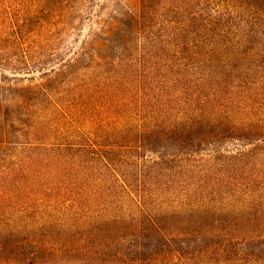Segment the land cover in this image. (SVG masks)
<instances>
[{"label": "trees", "instance_id": "1", "mask_svg": "<svg viewBox=\"0 0 264 264\" xmlns=\"http://www.w3.org/2000/svg\"><path fill=\"white\" fill-rule=\"evenodd\" d=\"M105 1L0 0V264H264V0Z\"/></svg>", "mask_w": 264, "mask_h": 264}, {"label": "rangeland", "instance_id": "2", "mask_svg": "<svg viewBox=\"0 0 264 264\" xmlns=\"http://www.w3.org/2000/svg\"><path fill=\"white\" fill-rule=\"evenodd\" d=\"M132 2L131 3H133V7H136V0H131ZM106 3V7L109 9L108 11H112L113 13L115 12V10L117 9V8H119V6H120V8L122 7V6H124V4H125V2H127V0H119V2L121 3H119V5H117V4H115V3H113V2H111V3H109L108 1H105ZM155 2H156V0L155 1H152V0H148L147 1V5H149V6H155ZM153 6V7H154ZM116 13V12H115ZM90 25H92L90 22H89V20L87 19V23L86 24H84V25H82V33L83 34H86V33H88L89 32V26ZM92 27H94V26H92ZM70 38V37H69ZM70 40L69 39H67V41L63 44V47H65V46H69V45H71L72 44V42L70 43ZM52 51H53V48H46V49H43L42 50V52H43V55L45 56L44 57V59H45V62L44 63H42L41 64V66H39L37 63H34V64H32L31 65V69L30 70H28V69H26L25 70V68L23 67V69H22V66L21 65H19V64H13V65H10V66H8L7 68H6V72H5V74L9 77V78H11V79H13V78H15V75H18V76H16L17 78H19L20 79V77H21V75H27L28 77H30V76H32V75H39V73L40 72H43L44 71V69H46V68H49L50 67V63H49V61H50V55L49 54H51L52 53ZM69 53V52H68ZM7 57H12V53H8L7 54ZM21 67V68H20ZM38 77V76H37ZM23 79H25V78H23ZM25 82H27V81H24V83ZM235 145H236V143L235 142H231V143H229L228 145H227V148H229V147H233V149H235ZM231 148H229V149H231ZM163 193H165V192H163V191H158L157 192V194H163ZM165 194H167V193H165ZM205 225H209V224H211V223H213L212 222V220L210 219V218H207V220H205ZM175 224H177L178 225V227H180V224L178 223V222H175ZM214 224H216V225H219V222H215ZM162 225L164 226V227H168L169 225L171 226V225H173V223L172 222H163L162 223ZM220 226V225H219ZM123 234H124V232H123ZM205 235H206V233H204ZM145 235H146V233H145ZM154 235V233H149V237H147V236H144V233H142L141 234V236H138V237H136V239L138 240V241H140V242H149V243H152L153 242V240H155V239H153L152 240V236ZM158 235L157 234H155V237H157ZM208 236V235H207ZM187 239H190V238H186V235H184V236H180L177 240H176V246H179V245H182L183 247H186V243L185 242H187ZM218 240H220V239H217V238H213V237H210V236H208L207 238H204V240H202V241H198V247L199 248H201L203 245H208V244H210V243H212V242H214V241H218ZM96 241H98V238H96ZM95 241V242H96ZM107 242H109V240H106ZM187 251V250H186ZM208 256H209V258L212 256V254H210V253H208ZM222 257H225L224 255H216L215 256V259L213 258V263H205V261L204 262H202L201 264H226V263H222V261H220V259H222Z\"/></svg>", "mask_w": 264, "mask_h": 264}]
</instances>
